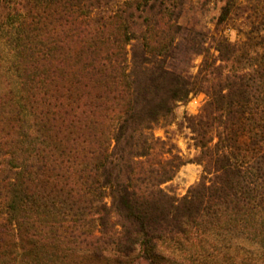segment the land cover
Instances as JSON below:
<instances>
[{
    "label": "trees",
    "instance_id": "1",
    "mask_svg": "<svg viewBox=\"0 0 264 264\" xmlns=\"http://www.w3.org/2000/svg\"><path fill=\"white\" fill-rule=\"evenodd\" d=\"M0 6V264H264V0ZM200 93L186 159L155 130Z\"/></svg>",
    "mask_w": 264,
    "mask_h": 264
},
{
    "label": "rangeland",
    "instance_id": "2",
    "mask_svg": "<svg viewBox=\"0 0 264 264\" xmlns=\"http://www.w3.org/2000/svg\"><path fill=\"white\" fill-rule=\"evenodd\" d=\"M4 12V8L0 6V17L4 14ZM217 14L218 10L215 9L207 14L201 15L200 19L202 24L213 26L212 20ZM259 14L263 15L264 10L259 12ZM241 25H243L242 21H238L236 22V25H234L236 27H228L226 29V32L233 40L240 38L241 33L237 27ZM11 61L9 48L3 42L0 43V86H4L7 82H11L14 89L18 91V77L15 69L12 67ZM199 62L200 59H197L196 64H199ZM196 70L197 67L194 68V71ZM206 99V94L200 93L195 95L189 102L179 104L176 108L175 121L166 127H157L155 130L158 136L172 138L179 146L181 154L186 159L194 158L198 154V149L196 148L195 141L193 139V133L187 124L186 116L198 114ZM202 174L203 167L200 164L187 163L181 167L179 173L171 182L165 184V187L172 190L177 195L182 196L188 192L192 185L196 184L201 179Z\"/></svg>",
    "mask_w": 264,
    "mask_h": 264
}]
</instances>
